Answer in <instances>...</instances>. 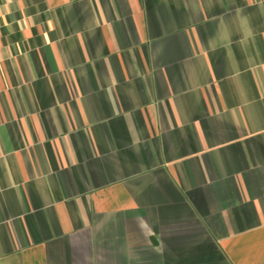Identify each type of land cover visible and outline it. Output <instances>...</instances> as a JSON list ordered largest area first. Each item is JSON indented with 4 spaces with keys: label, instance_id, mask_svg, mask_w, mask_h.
Returning <instances> with one entry per match:
<instances>
[{
    "label": "crops",
    "instance_id": "0c3cea01",
    "mask_svg": "<svg viewBox=\"0 0 264 264\" xmlns=\"http://www.w3.org/2000/svg\"><path fill=\"white\" fill-rule=\"evenodd\" d=\"M0 264H264V0H0Z\"/></svg>",
    "mask_w": 264,
    "mask_h": 264
}]
</instances>
